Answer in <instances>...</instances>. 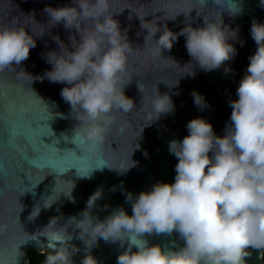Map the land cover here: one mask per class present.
Instances as JSON below:
<instances>
[{
    "label": "clouds",
    "instance_id": "9594fccd",
    "mask_svg": "<svg viewBox=\"0 0 264 264\" xmlns=\"http://www.w3.org/2000/svg\"><path fill=\"white\" fill-rule=\"evenodd\" d=\"M221 2L213 0L214 4ZM200 4L206 5V0H200ZM259 6L264 7V0H259ZM109 7L110 0H71L63 6L45 5L43 11L52 25L62 23L65 29H75L78 39L69 35V50L58 35H53L57 49L43 53V59L51 67L35 77L23 70L31 81L46 78L50 83L64 85L59 94L77 121L72 142L81 151L98 157L114 121V110L128 113L134 108L133 100L123 91L131 81L125 77L127 58L134 49ZM224 8L235 15L241 5L230 0ZM219 15L218 21L202 17L197 26L185 23L178 32L157 22L141 21L139 27L146 30L144 44L149 39L154 42L149 49L151 55L161 56L162 49H171L177 36L182 35L191 58L187 64L192 66L195 62L205 72L223 67L227 73L231 69L225 62L236 54L230 41L238 40V29L224 24ZM26 16L33 19L31 12ZM249 34L256 47L248 56L235 89L236 99L228 101L230 123H226L224 134L217 135L211 123L202 117L188 120L187 134L167 144L169 153L177 159L172 182L156 181L135 194L126 191L125 202L130 204L131 214L119 206L103 219L97 218L91 211L101 196L97 189L79 212L80 219L69 216L60 225L59 217H50L40 230L51 241V251L44 255L42 264H74L71 256L78 251L77 247L72 245L71 250L65 247L71 240L66 227L69 220L74 222V229H79L82 235L77 236L85 245L80 264H97L90 249L98 238L119 241L123 250L117 254L115 264H245L243 257L249 255L245 251L248 246L264 248V21L253 18ZM33 36L37 35L22 25H0V70L19 65L27 58L29 49L35 47ZM187 73L193 75L191 71ZM136 86L139 92L143 91V85ZM191 95L194 105H206L203 94L193 90ZM147 104L154 115L148 117L144 126L174 110L167 92L156 90L155 95L147 98ZM134 164L133 161L123 169ZM88 170L78 174L86 176ZM55 185L56 181L51 194L42 196L40 206L33 207L29 219L37 216L41 207L49 208L61 193L72 199L73 182L67 190L57 189V195L53 196ZM5 227L0 223V232ZM173 231L182 239V245L149 244L144 235ZM84 236L90 237V241L85 242ZM23 242L7 255L0 253V264H15L22 254L18 245Z\"/></svg>",
    "mask_w": 264,
    "mask_h": 264
},
{
    "label": "water",
    "instance_id": "95a60500",
    "mask_svg": "<svg viewBox=\"0 0 264 264\" xmlns=\"http://www.w3.org/2000/svg\"><path fill=\"white\" fill-rule=\"evenodd\" d=\"M70 2L0 0V25H22L26 31L38 36H33L35 47L29 49L26 59L19 65L0 70V223L6 226L0 232V253L7 255L24 241L18 245L22 254L16 258L15 264H28L31 251H51V241L40 231L42 227L53 216L59 217L57 223L60 225H64L69 216L80 219L79 212L85 208L86 200L93 191L99 189L101 196L91 210L92 214L103 219L119 206L131 214L130 204L125 202L126 191L135 194L150 188L156 181L171 183L177 159L169 153L167 144L169 140H179L187 134L185 125L188 120L202 117L211 123L217 135H223L226 123H230L228 101L236 99L235 89L248 64V56L256 47L249 34L250 22L253 18L264 21V7L259 6V0H237L241 9L235 15H230L224 8L230 0H222L219 5L213 0H206L203 6L200 0H110L109 11L114 12L113 18L126 32L134 49L127 58L125 77L131 81L123 89L125 96L133 100L134 108L128 113L114 110V121L98 157L81 151L72 142L77 121L70 113L69 104L59 94L64 85L50 83L46 78L31 81V77L23 73L24 70L35 77L51 67L43 59V53L57 49L53 35H58L71 50L68 37L72 35L78 39L75 29H65L62 23L52 25L53 22L43 11L45 5L56 7ZM189 9H192L190 13ZM30 12L34 20L26 16ZM219 14L224 24L238 29V40L230 41L236 48V54L225 62L231 69L227 73L223 67L205 72L195 66V62L192 66L187 64L191 58L184 47L182 35L177 36L171 49H162L161 56L151 55L149 49L154 47V42L149 39L144 44L146 30L139 27L141 21L157 22L178 32L185 23L200 25L202 17L218 21ZM171 16L175 18L167 19ZM155 35L158 36L159 32ZM240 41H243L242 45ZM188 71L193 75L190 76ZM136 84L143 85L142 92ZM156 90L171 96L174 110L144 126L149 122L148 117L154 115L149 111L147 98L155 95ZM193 90L203 94L206 105H194ZM39 105L46 107L48 118L32 120L30 128L27 120L29 117L40 118L35 114ZM37 127L51 132V135L41 136L39 141L40 133L35 134ZM53 153L74 163L64 166L49 164ZM133 161L134 166L123 169ZM84 168H89L88 173L80 176ZM55 181L53 196L57 195V189L67 190L73 182L72 199L61 193L49 208L41 207L39 214L29 219L33 207L40 206L41 197L51 194ZM66 227L71 240L66 242L65 247L69 250L72 245L77 247L78 251L71 256V260L80 264L85 245L77 235L82 234L78 233L79 229H74L71 220ZM144 235L149 244L156 243L162 247H173V242L183 244L175 231L171 234ZM83 239L89 242L91 238L84 236ZM118 245L119 241L106 242L98 238L90 251L97 264H115L117 254L123 250ZM245 251L249 253L243 257L245 264H264V248L248 246Z\"/></svg>",
    "mask_w": 264,
    "mask_h": 264
},
{
    "label": "snow or ice",
    "instance_id": "6c2138e0",
    "mask_svg": "<svg viewBox=\"0 0 264 264\" xmlns=\"http://www.w3.org/2000/svg\"><path fill=\"white\" fill-rule=\"evenodd\" d=\"M45 113H46V107H44L42 105L36 106L35 114L38 115L40 118L39 119H31V117H29V119L27 120L29 127H30V123L32 120H45V119H47L48 116L45 115ZM41 129H43V128L42 127L35 128V134L37 135L38 132L40 133V134H38L39 141H41V139H40L41 136H50L51 135V132L46 131L44 129H43L44 130L43 132H40ZM48 163L49 164H58L60 166H64V165H72L74 162L69 160L67 157H61L58 153H53V155L49 157ZM84 170H86V168H84Z\"/></svg>",
    "mask_w": 264,
    "mask_h": 264
},
{
    "label": "trees",
    "instance_id": "16d2710c",
    "mask_svg": "<svg viewBox=\"0 0 264 264\" xmlns=\"http://www.w3.org/2000/svg\"><path fill=\"white\" fill-rule=\"evenodd\" d=\"M48 252L44 253H34L33 251L29 252L28 254V264H42L43 257ZM263 263H264V253H263Z\"/></svg>",
    "mask_w": 264,
    "mask_h": 264
}]
</instances>
